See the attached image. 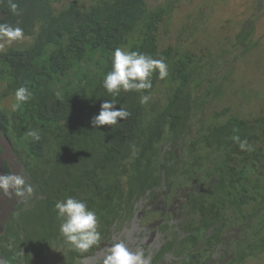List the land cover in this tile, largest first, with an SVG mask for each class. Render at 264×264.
I'll return each instance as SVG.
<instances>
[{"label": "trees", "instance_id": "1", "mask_svg": "<svg viewBox=\"0 0 264 264\" xmlns=\"http://www.w3.org/2000/svg\"><path fill=\"white\" fill-rule=\"evenodd\" d=\"M55 1L14 0L23 10L19 16L11 14L7 0L0 3V23L25 33L23 41L0 52V103L20 86L33 93L28 104L11 113L0 107V142L4 135L21 143V149L13 143L15 153L34 188L32 198H17L14 212L0 221V264H47L44 254L52 245L62 264L92 257L116 221L131 219L137 202L148 194L151 203L163 206L156 214L166 230L176 213L190 217L180 225L185 236L166 243L156 261L180 249L188 252L181 264H212L217 246L224 248L223 264H246L262 255L264 124L224 109L189 138L194 112L203 111L208 92L219 89L203 92L205 68L198 67L196 54L174 46L160 50V30L172 4L150 10L146 0H96L92 5L74 0L57 11ZM247 27L235 39L246 52L255 31L252 24ZM116 47L163 57L168 76L154 75L150 94L164 81L169 93L158 107L150 101L141 105L136 92L121 91L116 108L125 107L131 115L112 128H94L91 120L101 104L113 99L102 85ZM83 60L99 67V76L88 64L79 72ZM234 135L254 151H241ZM174 146L184 152L181 160ZM3 153L0 143V157ZM4 172L11 173L7 161ZM67 196L97 212L101 240L87 253L76 251L60 234L55 204ZM145 220L150 222L149 216Z\"/></svg>", "mask_w": 264, "mask_h": 264}, {"label": "rangeland", "instance_id": "2", "mask_svg": "<svg viewBox=\"0 0 264 264\" xmlns=\"http://www.w3.org/2000/svg\"><path fill=\"white\" fill-rule=\"evenodd\" d=\"M74 0H58L55 4L56 10H61L71 4ZM94 0H86L89 3ZM150 9L159 5L171 3L172 14L166 19L161 27V45H176L187 47L199 59L201 68H205L202 78H205L202 88L208 92L212 87H218L219 92H208L209 100L203 111L196 110L189 124V138L196 136L197 131L208 127L214 120V113H220L229 109L230 114L242 118L260 119L264 124V0H146ZM254 27L252 42L253 46L247 52L236 44V36L248 25ZM17 42L4 44L3 50L14 46ZM161 46V47H162ZM126 49V48H125ZM1 51V50H0ZM77 66L86 68V63ZM67 81V78H64ZM1 89V88H0ZM67 89V87H66ZM167 81L158 85L151 94L150 103L158 107L166 101L169 93ZM6 111L11 113L14 108L13 95L1 101ZM186 139L188 137L186 136ZM13 140V139H12ZM21 139L23 143H26ZM186 142V140L184 141ZM183 143V142H182ZM5 154L0 159V175H4L3 163L9 162L11 172L24 175L29 183V177L22 162L13 153L8 141L3 139ZM14 145L22 148L21 143L15 141ZM178 160L184 158V152L178 149ZM264 157V156H263ZM264 165V159H263ZM264 172V169L261 170ZM30 184V183H29ZM12 198V197H11ZM11 198L0 194V221L6 220L10 213L14 212L13 205L10 206ZM147 195L138 202L135 207L133 218L119 220L111 230L108 241L97 252L95 258L81 261L79 264H99L105 254V250L113 243L124 241L132 250L143 248L146 255L151 256V264H181L184 250L169 251L161 261H156V255L163 246L175 237L179 240L185 235L180 225L190 217L177 216L170 222V228L165 229L163 222L147 223L151 220L153 212L162 211L160 204L153 205ZM13 204L17 205L19 200L12 198ZM176 199V198H175ZM175 199L172 204L175 203ZM149 211L148 215L147 212ZM151 212V214H150ZM147 221V222H146ZM209 235V233L207 234ZM176 246L179 243L175 242ZM222 247H215L212 254V264H223L221 255L225 253ZM60 251L55 245L45 251L44 256L47 264H62L59 261ZM64 264V261H63ZM246 264H264V253L249 258Z\"/></svg>", "mask_w": 264, "mask_h": 264}, {"label": "clouds", "instance_id": "3", "mask_svg": "<svg viewBox=\"0 0 264 264\" xmlns=\"http://www.w3.org/2000/svg\"><path fill=\"white\" fill-rule=\"evenodd\" d=\"M81 1H86V0H81ZM2 2L3 0H0V3ZM57 2L58 1H55L54 7ZM7 3H8V8L12 15L19 16L22 14L23 10L20 9L19 4L17 2H14V0H7ZM95 3L96 0H94L93 2H89L87 4L92 5ZM165 4L167 3L165 2ZM37 29H39V26L37 27ZM24 39H25V33L23 28L19 26H14L9 23H0V50H1L0 52H5L8 48L12 47L10 46L5 50H3L5 43L11 44L13 42L23 41ZM29 40L30 39H26V41ZM161 46L162 45L160 43V50H163L166 49V47L168 46H174V45H168L166 47L163 46L161 47ZM174 47L179 50H188L191 53H193L191 50L187 49V47H177L176 45ZM50 53H51V47L48 49L47 55H49ZM99 59L100 58H96L93 61L96 66H97V60ZM87 60L89 61V58ZM82 63H86V65L88 64V66L91 69H94V77L99 76L100 74L99 67H97L96 70L94 63L92 64L87 63L86 60L85 61L83 60ZM198 67L201 68L200 65H198ZM83 70L84 68L79 67V72H82ZM72 73L75 74L76 72L73 70ZM156 74H158L157 78L161 80L165 79L168 76V66L163 57L159 59H155L152 56L141 53L139 51H130L128 50L127 47L126 49L122 47H116L111 55V70L105 74L102 85L103 88L109 94H111L113 99L103 101L100 107L99 114L93 117V119L91 120L92 126L94 128L99 126H110L112 128L113 126L118 125L119 121H124L131 115V113L125 107L121 106L119 109L116 108V105L118 103L116 97L119 96L121 91L123 92L131 91L138 93L140 104L146 105L151 99L150 90L153 87L152 79L153 76ZM77 80L78 78L75 79V81ZM12 95L14 97V103L12 105L14 109L28 104L29 101L33 99V93L26 86H20L16 88L15 92ZM0 107L6 110V108L3 107L2 103H0ZM14 109L9 111L13 112ZM193 116L191 118H193ZM4 138L8 141L9 146L11 147L13 153L16 155L17 159L20 162H22L19 158V155L15 153V149L13 146V143H15V141H13L12 143L4 135L2 136L0 142L4 150V153L0 157V159H2V157L5 154V149L2 144ZM232 140L234 143H238L241 151H248V152L254 151L253 146L247 140H241L239 135H234L232 137ZM173 148L174 150H176L179 147L174 146ZM3 167H4V163H3ZM0 194H3L4 196H8L10 198L12 197V198L29 199L32 198L34 195V188L31 184H29L26 181L24 175L22 174L14 173V172L7 174L4 173V175H0ZM12 198H11L10 206L15 205L12 203L13 202ZM153 205H155L157 209V205L154 202ZM55 209L57 211L58 217L62 221L59 229L60 234L64 238V240L67 243H69L76 251L80 253H87L91 249L99 245V242L101 240L99 218L95 209L91 208L86 201L78 200L74 197L67 196L64 199L56 202ZM157 212L158 211L156 210V212L154 213L156 214ZM152 217L153 218L150 220V222H153L155 219L156 220L154 221V223L162 222L157 214ZM143 220L145 221L144 217ZM118 221H116V223ZM109 237H107V239L102 242L101 247L97 250V252L108 241ZM20 251L21 254H24L22 249H20ZM97 252L92 257L76 261L77 262L76 264H79L81 261L87 259L95 258ZM101 263L102 264H151V256L146 255L143 248L138 247L135 250L130 249L128 245L121 240L119 242L113 243L110 247H108L105 250L103 259L102 261H100L99 264Z\"/></svg>", "mask_w": 264, "mask_h": 264}]
</instances>
